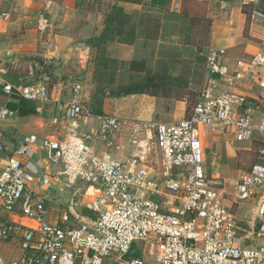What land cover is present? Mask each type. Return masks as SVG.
Instances as JSON below:
<instances>
[{
    "label": "built area",
    "instance_id": "built-area-1",
    "mask_svg": "<svg viewBox=\"0 0 264 264\" xmlns=\"http://www.w3.org/2000/svg\"><path fill=\"white\" fill-rule=\"evenodd\" d=\"M182 1L172 0L174 11ZM225 56L226 50H209L208 83L189 116L152 127L163 165L159 177L157 163L150 164L151 143L144 155L125 161L99 154V145H114L123 121L94 113L80 84L63 105L70 122L65 135H25L13 156L0 145V206L9 215L18 213L36 223H0V242L18 233L23 238L20 258H0V264H264V117L256 121L246 107L249 97L238 89L248 81L264 90V51L240 63L233 74ZM7 75L0 59V124L16 116L12 103L29 101L41 110L44 104L58 102L55 87L42 81L14 83ZM213 76H220L228 89L219 91ZM205 131L233 133L239 142L258 138L262 143L258 161L241 176L230 205L225 203L222 180L207 173L201 140ZM31 146L61 169L56 187L72 195L57 223L47 221L49 196L40 194L37 176L22 160ZM89 191L91 199L86 200ZM166 194L173 198L171 204L152 197ZM248 204L254 206V218L245 228L234 209L250 210ZM133 245L139 258L128 257Z\"/></svg>",
    "mask_w": 264,
    "mask_h": 264
},
{
    "label": "rangeland",
    "instance_id": "rangeland-1",
    "mask_svg": "<svg viewBox=\"0 0 264 264\" xmlns=\"http://www.w3.org/2000/svg\"><path fill=\"white\" fill-rule=\"evenodd\" d=\"M56 1L58 4L51 7H47L44 1L40 2L34 10L26 15V18L21 17L23 15L20 13L15 14L9 22L16 23L6 24L9 30L6 32L7 34L0 36V59L1 64L8 69L7 79L10 82L21 81L23 83L42 81L51 89L55 87L57 95L60 96L59 102L44 104L41 112L27 117L17 115L3 122L0 134L2 132L5 136L2 137L1 134L0 145L9 149V141L17 133L22 136L27 134H37L41 137L62 136L68 126L63 113L64 101L69 98L73 88L79 84L82 88L86 87V94L90 99L88 103L93 108L102 99L112 98L109 95L111 86L116 87L118 84L125 86L131 82H139L150 72L159 74L157 85H160L161 88H164L161 73H176L180 78L172 82V87L179 85L178 88H175L177 91L192 93L195 98L206 87L208 74L204 73V69L207 71L205 63L209 52L211 26V20L206 15L209 11L206 2L186 0V4L178 13L176 11H158L145 4H140L138 10H131L130 15L133 16L131 22H139L140 18L159 21L160 31L157 39L147 40L145 39L146 32L142 31V27L138 26L136 30H133L130 25L127 28L126 37H137L134 44L136 45L135 60L145 61L148 70L145 74H127L128 64L119 62L115 66V71L116 69L117 71L121 70V73L117 74L109 70L103 72L97 69V55L90 53V57L88 56L89 58L86 60V55L81 51L84 45L89 44L91 38L95 37L100 25H104L105 29L108 6L121 7L123 2L78 0L82 2L78 8L76 0ZM7 6V1L2 3L0 1V15L3 19L6 15L4 10L6 12L9 10ZM123 9L125 12L127 11L126 8ZM126 13L128 14V12ZM152 36L155 37L154 34ZM164 60L167 65L162 68V71L160 62ZM38 63L43 65L54 63L61 71L46 75L41 70L39 74L36 68ZM113 77L118 79L116 84L110 85L113 82L111 80ZM172 95L173 98L170 99L178 97L175 93L170 94L171 97ZM179 97L186 98L184 94ZM83 99H85L84 96ZM127 104V110H131V107H134L136 103L128 101ZM3 129H7V132H3ZM211 160L210 156L208 162L210 163ZM215 169L213 167L212 172ZM167 201H171V199L168 198ZM53 208L57 214H63L64 210L61 207L53 206ZM1 215L3 213L0 209V217ZM3 254L6 257L5 259L3 257V260L9 262V259L13 260L17 257V250L10 245Z\"/></svg>",
    "mask_w": 264,
    "mask_h": 264
},
{
    "label": "crops",
    "instance_id": "crops-1",
    "mask_svg": "<svg viewBox=\"0 0 264 264\" xmlns=\"http://www.w3.org/2000/svg\"><path fill=\"white\" fill-rule=\"evenodd\" d=\"M0 1L1 3L3 1H7V7L9 8L7 12L4 10V13H6L4 19L0 15V36L7 34L6 32L9 30V27H7L6 24L16 23L14 21L12 23L9 22L11 17L15 14L20 13L23 15L21 17L26 18V15H28L30 11L34 10L36 6L40 4V2L44 1V3L47 4V7L58 4L56 0ZM201 1L206 2L208 5L209 11L206 15L207 18L211 20L208 48L209 50H226L225 63L231 74L240 69V63L247 62L252 59L254 55L264 51V0ZM142 3L158 11L174 12L171 5L172 0H142ZM123 4L124 3H122L120 6L122 8H126V12H128V14L132 13L130 12L131 10L134 11L140 8V5L136 4ZM184 4H186V0L182 1L180 9L175 11L177 13L180 12ZM98 28L99 29L96 31L95 37H98L102 34L104 31V25H100ZM135 46L136 45L122 44L117 41H109L106 44V56L110 59L116 60L118 63H127V74H136V72L129 70V63L136 59ZM58 51L60 52L59 49ZM81 52L86 55V60L90 57V53L98 55L97 50L90 44L84 45V48H82ZM109 71L111 72V70ZM115 72L118 74L121 73V70L117 71L116 69L114 73ZM204 73L207 74L205 69ZM117 79V77L111 78L113 82L110 83V85H113V83L116 84ZM212 80L213 82H216L219 91L228 89L227 83L223 82L220 76H213ZM129 84H132V82ZM118 87H123V85L118 84V86H111L110 88ZM238 89L249 97L246 107L252 110L254 118L257 122H259L264 117V90L248 81H244V83H242ZM86 93V87H84L83 96L85 98L84 100L88 103L90 102V99H88ZM70 95L71 93L68 97H70ZM197 97L189 111L187 98L175 100L146 94H136L121 98H106L103 100V112L98 114L114 115L120 118L123 121V124L120 128L114 145L112 147L99 145V154L110 153L115 159L125 161L135 154L144 155L146 146L151 143L150 149L152 163L150 164L152 165L157 161L156 174L159 177L163 172V165L159 157V149L157 148V145L153 143L155 140L153 138L155 131L152 129V127L156 124L172 123L186 118L190 115L197 101ZM57 99H60L59 95H57ZM128 101L136 103L134 107H131V110H127L128 104L126 105V102ZM88 105L92 109V106L89 103ZM38 112H41V110L38 109ZM64 119L66 120L65 117ZM66 122L69 126L70 122L67 120ZM2 123L0 124V128ZM67 127L65 129V133L67 132ZM86 131L87 128L81 125L80 132L85 133ZM3 132H7V129H3ZM65 133L63 135H65ZM2 135V137L5 136V134ZM22 137L23 136L20 135V133L12 136L11 140L9 141L10 148H7L6 155H14L16 152L15 150L17 149V142ZM201 140L204 147L207 173L212 177L222 180L224 184L223 192L226 196L225 203L230 205L228 200L237 192V186L241 176L249 171L253 164L258 161L257 155L259 149L262 147V143L258 138H255L250 142H239L236 140L233 133H211L207 131L201 134ZM154 155L156 156L154 157ZM210 156L212 157V160L209 163L208 161H210ZM22 160L25 164H28L29 168L37 176V180L41 185L40 194L42 196L49 197L51 195H55L57 191L56 183L57 180H60L58 172L61 169L50 165L45 159L44 152L34 146L30 147L27 155L22 156ZM213 167L216 168L214 172H212ZM231 188L233 190H230ZM64 192L68 194L64 204L55 203L50 201V199L47 200V205L50 210V214L47 216V221L51 223H57L60 221L59 219L64 214L65 210L67 211L68 203L66 202L71 199L72 195L69 191L67 192L64 190ZM90 192L91 191H89V193ZM91 195L92 192L90 195L87 194L85 199H91L89 198ZM152 197L164 205L171 204L173 202V198L167 194L164 196L154 195ZM168 198H170L171 201H167ZM53 206L61 207L62 210H64L63 214H57ZM248 207L250 210L246 211L237 210L234 207L236 217L242 221V226L245 228L251 227L254 218V206L248 204ZM0 209L3 213V215L0 217V223L8 220L21 226L36 227V223L34 221L22 217L18 213L9 215L2 209L1 206ZM85 215H87V211H85ZM22 241V235L18 233V236H15L11 241L0 242V258H6L3 256V252L10 245L14 246L15 250H17V257H15L13 260L9 259L8 261L13 262L20 258L22 255Z\"/></svg>",
    "mask_w": 264,
    "mask_h": 264
},
{
    "label": "trees",
    "instance_id": "trees-1",
    "mask_svg": "<svg viewBox=\"0 0 264 264\" xmlns=\"http://www.w3.org/2000/svg\"><path fill=\"white\" fill-rule=\"evenodd\" d=\"M77 1V7L79 8L82 4L81 1ZM117 2L123 3H132V4H143L142 0H116ZM80 2V3H79ZM185 13V11H184ZM133 16L127 14L122 7L117 6H108V13L105 16V29L102 34L98 37H92L89 41V44L97 50V69L102 70L103 72L107 70H111L114 73L115 66L117 65V61L114 59H110L106 56V44L109 41H117L122 44L134 45L137 41V37H126L128 34L127 28L132 25V29L136 30L137 27H142V31L146 34L147 40H155L158 38L160 31V22L159 21H149L145 18H140L139 22H131ZM133 23V24H132ZM147 25V26H146ZM155 35L153 37L152 35ZM135 36V34L133 33ZM166 61H161L160 66L161 69L166 66ZM129 70L136 72L138 74H145L148 70L146 68L145 61L134 60L129 63ZM163 71V69H162ZM105 75V74H104ZM159 75V74H158ZM157 73L150 72L145 77H142L139 82L129 84L127 86L118 87V88H110L109 95L112 98H121L130 95L136 94H146L150 96L157 97H165V98H173L170 94H177V98L175 100L184 99V97H179L181 94H184L188 100V111L193 106L194 100L196 98L192 93H185L183 91H177L179 85H174L172 87V82L179 79L180 76L176 75V73L172 72L168 74L167 72L161 73L162 85L164 88H161L159 83V76ZM21 82V81H14ZM33 84V83H26ZM197 97V96H196ZM11 108L17 112V115L21 117H27L34 115L38 112V105L36 103H32L29 101L20 100L16 103L10 104ZM103 99L97 104L96 107H92V111L95 113H102Z\"/></svg>",
    "mask_w": 264,
    "mask_h": 264
},
{
    "label": "water",
    "instance_id": "water-1",
    "mask_svg": "<svg viewBox=\"0 0 264 264\" xmlns=\"http://www.w3.org/2000/svg\"><path fill=\"white\" fill-rule=\"evenodd\" d=\"M36 68L38 69V73H41V70H43L44 74L49 75L51 72H60L61 69L58 68L54 63L43 65L41 63L36 64ZM68 197V194H66L64 191L57 189L55 195H51L49 197L50 201H53L55 203H62L64 204L66 201V198ZM141 256L140 251L135 247V245L132 246L128 257L129 258H139Z\"/></svg>",
    "mask_w": 264,
    "mask_h": 264
},
{
    "label": "bare ground",
    "instance_id": "bare-ground-1",
    "mask_svg": "<svg viewBox=\"0 0 264 264\" xmlns=\"http://www.w3.org/2000/svg\"><path fill=\"white\" fill-rule=\"evenodd\" d=\"M91 193V192H90ZM90 193L88 195H90Z\"/></svg>",
    "mask_w": 264,
    "mask_h": 264
}]
</instances>
